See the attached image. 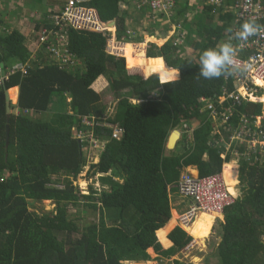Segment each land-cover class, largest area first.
Returning <instances> with one entry per match:
<instances>
[{"label": "trees", "instance_id": "obj_1", "mask_svg": "<svg viewBox=\"0 0 264 264\" xmlns=\"http://www.w3.org/2000/svg\"><path fill=\"white\" fill-rule=\"evenodd\" d=\"M120 1L92 0L89 5L102 20H116L119 40L138 43L112 41V52L124 57L111 55L102 33L69 28L67 47L80 62L71 70L44 58L39 64L43 47L32 57L19 29H0V264H124L150 260L151 248L157 258H171L192 240L170 221V194L178 193L183 171L195 166L201 177L215 174L238 155L237 194L219 221V241L206 264H264V151L253 153L249 144L232 138L241 115L255 127L254 117L264 115V102L235 103L234 116L226 122L200 110V98L216 103L224 87L233 89V78L200 76L199 57L241 23H235L232 12L213 11L203 3L188 20V8L199 9L201 2L190 6V0H184L171 23L183 24L186 44L197 52V60L183 58V49L174 46L173 39L161 46L150 43L145 54L142 36H126L127 13ZM158 27L161 34L169 29L168 24ZM147 29L151 36L158 34L154 26ZM26 62V72L17 68ZM102 74L117 99L113 112L92 87ZM14 86L19 87L18 99L15 105L9 103L7 113L5 91H16ZM64 105L68 109L62 111L59 106ZM84 116L94 117L95 124L83 128ZM115 128L122 129L118 139L112 137ZM174 128H180L182 136L167 150ZM81 130L91 135L77 137ZM91 136L103 147L98 161L89 164V175L104 174V186L82 194L74 180L93 151ZM235 167L233 161L224 166L227 182ZM43 200L55 203L51 214L30 208ZM69 205L89 209L96 218L79 230V216H69ZM212 218L201 214L186 229L193 237H207ZM171 227L167 238L172 244L164 247ZM174 264L183 263L175 259Z\"/></svg>", "mask_w": 264, "mask_h": 264}, {"label": "built area", "instance_id": "obj_2", "mask_svg": "<svg viewBox=\"0 0 264 264\" xmlns=\"http://www.w3.org/2000/svg\"><path fill=\"white\" fill-rule=\"evenodd\" d=\"M91 1L65 0L63 8L58 13L49 16L50 28L43 27L38 33V45L43 47L45 51L43 57L45 60L51 61L52 64L57 65L60 69L70 70L80 63L67 47L69 28L102 33L107 37L106 52L111 55L122 56L118 50L112 52L110 49L112 41L114 44L123 43V40L117 38L116 21L113 24L111 20H102L97 10L89 5ZM195 1L190 0V6H194ZM199 1L201 2L199 9L195 6L191 7L193 13L200 10L204 4L213 7V11L221 10L223 14L232 12L235 23H243L254 19L261 26L256 35L250 36L246 40H240L237 38L240 27L233 25L230 30L224 32L223 37L216 46L219 47L221 43L230 42L240 67L230 74L233 78V89L228 91L224 87L222 95L216 103L212 100L200 98V102H202L200 110H208L209 115L215 121L220 119V122H226L234 116L235 103L240 104L242 100L260 102L259 97L261 95H259V91L264 90V24L261 23L264 20V0H235L230 4H225L223 0ZM181 2H184V0H121L119 5L134 12L147 13L151 22H156L155 20L159 16L161 18L160 23L156 24L159 26L168 24L169 29L165 34L156 33L157 36H166L167 40L165 42L173 39V45L180 50H184L186 48L187 32L183 29V24H170L171 16ZM0 29L6 28L0 25ZM125 33L129 39L139 35L133 28H127ZM37 58L39 59V64H42V59ZM27 66H29V62L20 64L17 68H21L23 72H26ZM12 72H14V69L10 71V73ZM225 78H228V76L225 75ZM227 100L231 103L225 106L224 102ZM254 118L255 127L252 128L249 126V118L241 115L238 120L239 127L234 136H232L233 139L240 143L249 144V147L253 149V153L256 150L259 152L264 151V115L255 116ZM93 120L94 117L84 116L82 119L83 128L92 127L95 124ZM88 132L81 130L77 137L85 138L91 135ZM121 134L122 129L115 128L112 132V137L118 139ZM90 139L95 147L97 141L93 140L92 136ZM255 159L257 160V157ZM178 192L190 199L188 210L179 216V220L186 226H190L195 221L198 213L206 212L214 214L218 218L223 214L225 208L234 202L235 197L232 195L222 170L203 177L199 176L198 173L194 174L186 171L182 173L179 180ZM196 243V240L192 239L183 249L190 248Z\"/></svg>", "mask_w": 264, "mask_h": 264}, {"label": "rangeland", "instance_id": "obj_3", "mask_svg": "<svg viewBox=\"0 0 264 264\" xmlns=\"http://www.w3.org/2000/svg\"><path fill=\"white\" fill-rule=\"evenodd\" d=\"M39 1L35 0V5H33L35 7V9H40L42 5H38ZM7 3L4 2L3 5H0V19H2V23L0 22V25H4L7 24L8 22H10L11 26L14 27V25L12 24L14 20V16L12 14V12L10 10L7 9ZM128 11H130V15H131V22L132 24H126L128 25V28H133L136 30V32L139 34V36L143 37L142 42H145V53L148 51V47L150 43H155L158 46H161L167 39L166 36L162 37H158L157 35H154L153 39L152 36L150 34L147 33V28L150 27H155V32L158 31V33H160V29H159V25L156 23H160L161 18L158 16L156 18V22H151L149 16L147 13H138V12H134L131 9H127ZM196 12V11H195ZM39 14H36V16H33V18H37ZM7 16V18H5ZM164 17V16H162ZM185 17L188 20H191L193 17V11H191V8H188L187 13L185 14ZM166 18V17H165ZM167 19V18H166ZM5 23V24H4ZM9 24V23H8ZM170 24H171V19H170ZM27 24L23 23H15V27L14 28H20L24 31H26L25 27ZM113 26V25H112ZM187 29H189V26L186 24ZM33 43H35L36 45L38 44V39L36 37V33L34 32V34L32 35V37L27 38V40L25 41V44L27 47L31 48ZM126 43H135V42H131V41H127ZM33 49V48H32ZM182 56L183 58H187L190 60H197V52L193 51L190 46L188 44H186V48L182 51ZM179 71V70H178ZM149 76V75H148ZM148 76H144V77H148ZM160 79V78H159ZM98 80H103L106 82V84L103 85V87H101V91L99 92L101 101L103 103L107 104L108 110L110 112H113L115 110V106H116V99H115V95L113 94V92L110 90L109 84H108V80L106 78V76H104V74L100 75L98 77ZM161 82V81H160ZM261 83V82H260ZM16 91L11 90L9 92V97L11 98L10 102L11 104H15L16 103ZM264 93V90H263ZM15 100V101H14ZM131 100V99H130ZM131 102H139L136 100H131ZM62 111L67 110L68 107H66L65 105L59 106ZM59 109V108H58ZM11 111V110H10ZM12 111H14L16 114H18V109L15 108L14 110L12 109ZM263 115V114H262ZM259 115V116H262ZM35 116H39L38 114ZM180 129V128H178ZM181 130V129H180ZM182 131V130H181ZM182 136V135H181ZM103 147V143L96 145L95 147H92L93 151L90 157H89V161L87 163V165L84 167V169L81 171V173L78 174L77 178L74 180V184H76L80 190V192L82 194H88L89 191L92 188H96V189H100L102 186H104V183L102 182L101 177L104 176V174L102 173H95V174H90L89 175V167H90V163L91 162H96L98 161V156L97 153L99 151V149H102ZM229 148V145L226 146V149ZM168 150V149H167ZM239 157V156H238ZM238 157H234V161L235 165L238 162V164L236 165L237 169L239 168L240 164H239V160ZM236 167L234 168V171L236 172ZM187 170L185 169L183 171L186 172ZM189 172H191L189 170ZM233 172V174L231 175V181L227 182L228 183H233L231 185V192L232 195L235 196L236 195V190L235 187L239 182V172L238 174ZM108 174V173H107ZM116 180H118L117 177H114ZM236 180V182H234ZM230 186V185H229ZM174 197H180L181 200L185 201V204H188L190 202V199L187 197L182 196L181 194L175 193ZM32 210L36 211L39 214H42L43 212H46L48 214H51L54 210H55V203L52 202L51 200H43L41 202H35L33 203V205H31L30 207ZM82 206L78 205V206H74V205H69L68 206V213L70 217H76L79 216V219H77V223H78V227L79 230H83L84 225H86V223H89L90 221H92L93 219L96 218V215L94 213L91 212V210L87 209L86 211H82ZM203 213H198V215H196L197 217L195 218V220L198 218L199 215H201ZM223 218V214L221 216H219L218 218H216L215 220V224L212 227V231L211 234L208 233L207 238H194L196 239L197 243L194 246H190V248H186V249H182L179 252H177L173 257L171 258H163V257H156L157 260L156 263L157 264H174V260L177 259L180 262H182L183 264H206L207 260H213V258H210L211 254L213 253L212 250H214V247L216 246L217 242L219 241L218 239V233L220 231L219 228V220H222ZM213 219V218H212ZM177 225L181 226L184 230H187L186 228H188V226L183 225L182 222L179 220V216L176 214L173 218V220ZM188 232V231H187ZM193 236V235H192ZM166 237V235H165ZM214 238V239H212ZM264 240V237H263ZM165 247V246H164ZM148 251L151 254H155V252L153 251V249H148ZM125 264H130L129 262H124Z\"/></svg>", "mask_w": 264, "mask_h": 264}, {"label": "crops", "instance_id": "obj_4", "mask_svg": "<svg viewBox=\"0 0 264 264\" xmlns=\"http://www.w3.org/2000/svg\"><path fill=\"white\" fill-rule=\"evenodd\" d=\"M38 1H39L38 5H42L40 9H35V7L33 6V5H35V0H0V5H3L4 2L8 4L7 5V9L10 10L12 12L13 16H14V20H12L13 21L12 24L14 25V27H15V23H18V24L19 23H21V24H23V23L25 24L26 23L27 24L25 26V27H27V28H25L26 31H24V30H22L20 28H17L26 36V40H27V38L32 37L34 32L36 33V37L38 39V33L43 27L50 28L51 25L49 23V16L54 14V13H58L61 10V8H63V5L65 4V0H38ZM234 1L235 0H232V1H230V3H233ZM223 2L225 4H230V3H227L226 0H223ZM120 8L123 9V10H126V13H127V16H126V20L127 21L126 22L128 24H132V22L130 20V18H131L130 11H128L127 9L122 8L121 6H120ZM36 14H39L38 17L37 18H33V16H36ZM5 18H7V16ZM113 20L116 21L115 19H113ZM8 23L7 24L4 23L8 27V29L14 28V27L11 26L10 22H8ZM36 26H39V27H36ZM123 43L125 44L126 42L123 40ZM29 49L32 50V55L36 56V53L40 49V46L38 44L36 45L35 43H33L32 47L29 48ZM44 55L42 57H40V59H43ZM178 78H179V74H178ZM104 84H106L105 81L97 79L92 84V87H93V89L96 92H98V91H101L100 89H101V87H103ZM14 88L16 89V98H15V100L17 102L18 94H19V87L18 86H14ZM11 90H13V89L11 88L8 91H11ZM262 95H264V94H261V96ZM10 100H11V98L9 97V101ZM260 102H264V101H260ZM15 104H13V105H15ZM97 156H98V153H97ZM236 157H238V156H236ZM238 159H239V157H238ZM231 161L236 162V161H234V158H233L230 161H226V162L223 163V165H222L223 174H224V166L227 163L231 162ZM237 164H238V162L236 163V165ZM187 169L190 170L191 173H194V174L198 173V170H197V168L195 166H190ZM233 172H235V171L233 170ZM238 172H239V168L237 169V167H236V172L235 173L238 174ZM224 177H225V175H224ZM234 182H236V180ZM232 184L233 183L229 184L230 185L229 186L230 190H231V185ZM235 190H236V187H235ZM236 194H237V191H236ZM170 198H171V205H172L171 219H170V221H171V220H173V218H174V216L176 214L178 216H180L181 214L186 212L188 210V208H189L190 202L188 204H185V201L181 200L180 197H176L175 198L174 197V193L170 194ZM207 215H209V214H207ZM210 216H213V215H210ZM215 220H216V217L213 216V222H212L211 229H212L213 225L216 223ZM170 221L166 225H168L170 223ZM221 221H223V218H222ZM166 225L164 227H166ZM173 227H174V225H173ZM173 227H171L169 229V231L167 232V234H166L165 238H166L167 241H169V243L165 247H168V246H170L172 244V242H170V240L167 238V235H168V233L170 232V230ZM211 229H210L209 234H211V231H212ZM185 231H187V230H185ZM205 237L206 236L194 237V238H205ZM194 240H196V239H194ZM150 256H151V259L147 260V261H124V262H129L130 264H157L156 261H155V260H157L156 259L157 254L154 255V254L150 253Z\"/></svg>", "mask_w": 264, "mask_h": 264}, {"label": "clouds", "instance_id": "obj_5", "mask_svg": "<svg viewBox=\"0 0 264 264\" xmlns=\"http://www.w3.org/2000/svg\"><path fill=\"white\" fill-rule=\"evenodd\" d=\"M4 27L6 28V30H9L6 26H4ZM260 27L261 26L258 25L254 19L247 20V21L241 23L240 31L237 33V38L240 40H246L248 37L256 35L258 33ZM126 28H128V27H126ZM125 42H127V41H125ZM135 43H138V42H135ZM122 57H124V56H122ZM19 65L20 64H17V66H19ZM239 67L240 66L237 63V59L234 55V48L230 42L221 43L219 45V47L208 48V49L204 50L199 57V64H198L199 75L204 77L205 79L220 78L221 76H224L226 74H231L232 71L238 69ZM1 70H2V68H1ZM2 80H3V76L0 80V83ZM7 90H9V89H7ZM133 100H135V99H133ZM116 101H117V99H116ZM9 103H10V101H9ZM180 132L182 135L181 130H180ZM186 170L189 171L187 168H186ZM222 171H223V169H222ZM219 221H221V220H219ZM188 234L190 236H192L190 233H188ZM192 239H194L193 236H192Z\"/></svg>", "mask_w": 264, "mask_h": 264}, {"label": "water", "instance_id": "obj_6", "mask_svg": "<svg viewBox=\"0 0 264 264\" xmlns=\"http://www.w3.org/2000/svg\"><path fill=\"white\" fill-rule=\"evenodd\" d=\"M111 23L115 24V21L112 20ZM0 67H1V68L3 67V64H2V63L0 64ZM1 74H2V75L4 74V70H1ZM159 80H160V79H159ZM160 81H161V80H160ZM169 81H170V80H169ZM165 82H166V81H165ZM5 100H6V103H7V104H6V105H7L6 110H7V113H9V112H10V108H9V92H8V90L5 91ZM180 137H181V132H180V130L177 129V128H174V129L170 132V134H169V136H168V138H167L166 148H167L168 150H172V149H174V147L176 146V143L178 142V140L180 139Z\"/></svg>", "mask_w": 264, "mask_h": 264}, {"label": "bare ground", "instance_id": "obj_7", "mask_svg": "<svg viewBox=\"0 0 264 264\" xmlns=\"http://www.w3.org/2000/svg\"><path fill=\"white\" fill-rule=\"evenodd\" d=\"M260 98V101H262L263 99H262V96H260L259 97ZM229 185V184H228ZM203 214H209V213H206V212H202ZM209 215H213L214 216V214H209Z\"/></svg>", "mask_w": 264, "mask_h": 264}]
</instances>
